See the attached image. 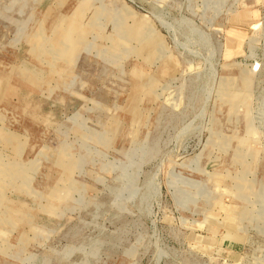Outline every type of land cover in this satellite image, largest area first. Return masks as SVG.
I'll return each instance as SVG.
<instances>
[{
	"label": "rangeland",
	"instance_id": "374dc122",
	"mask_svg": "<svg viewBox=\"0 0 264 264\" xmlns=\"http://www.w3.org/2000/svg\"><path fill=\"white\" fill-rule=\"evenodd\" d=\"M0 264H264V0H0Z\"/></svg>",
	"mask_w": 264,
	"mask_h": 264
}]
</instances>
